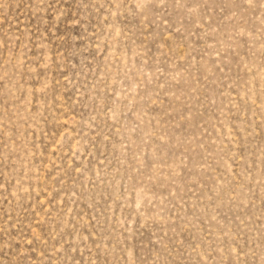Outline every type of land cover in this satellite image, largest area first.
Listing matches in <instances>:
<instances>
[{"label":"rangeland","instance_id":"374dc122","mask_svg":"<svg viewBox=\"0 0 264 264\" xmlns=\"http://www.w3.org/2000/svg\"><path fill=\"white\" fill-rule=\"evenodd\" d=\"M0 264H264V0H0Z\"/></svg>","mask_w":264,"mask_h":264}]
</instances>
